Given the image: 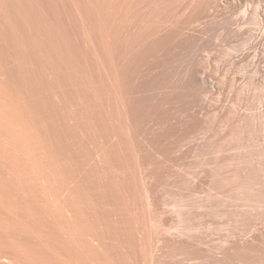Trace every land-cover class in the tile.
<instances>
[{
  "label": "rangeland",
  "instance_id": "374dc122",
  "mask_svg": "<svg viewBox=\"0 0 264 264\" xmlns=\"http://www.w3.org/2000/svg\"><path fill=\"white\" fill-rule=\"evenodd\" d=\"M7 3L112 264H264V0Z\"/></svg>",
  "mask_w": 264,
  "mask_h": 264
},
{
  "label": "bare ground",
  "instance_id": "6f19581e",
  "mask_svg": "<svg viewBox=\"0 0 264 264\" xmlns=\"http://www.w3.org/2000/svg\"><path fill=\"white\" fill-rule=\"evenodd\" d=\"M28 43L0 0V258L112 264L82 180L42 104Z\"/></svg>",
  "mask_w": 264,
  "mask_h": 264
}]
</instances>
